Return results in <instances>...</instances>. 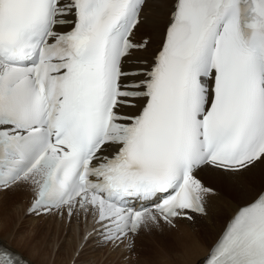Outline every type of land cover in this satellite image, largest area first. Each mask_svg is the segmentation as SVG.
<instances>
[{
  "label": "snow or ice",
  "instance_id": "1",
  "mask_svg": "<svg viewBox=\"0 0 264 264\" xmlns=\"http://www.w3.org/2000/svg\"><path fill=\"white\" fill-rule=\"evenodd\" d=\"M161 8L159 43L137 42ZM258 169L264 0H0V199L31 190L30 214L91 216L89 239L132 253L209 215L213 171L244 202L202 264H264Z\"/></svg>",
  "mask_w": 264,
  "mask_h": 264
},
{
  "label": "bare ground",
  "instance_id": "2",
  "mask_svg": "<svg viewBox=\"0 0 264 264\" xmlns=\"http://www.w3.org/2000/svg\"><path fill=\"white\" fill-rule=\"evenodd\" d=\"M163 11L164 10L162 8L158 11H147V17L150 23L145 24L141 31L136 35L137 42L146 39L151 41L153 45L159 43V38L154 31L151 21L162 19L161 14ZM262 175H264V173H262L260 169L257 170L254 176L250 175L249 179L244 182L243 191L245 194L252 191H259L261 188H264V179H262ZM201 179L208 187L213 188L216 193V195L208 198L207 208L209 215L207 217L196 216L194 221L178 220L176 221V228H170L169 226L164 225L162 230H154L151 233L141 234L139 237V243H142L148 249V251L151 252V254L148 255L149 257L146 264H202L208 255L209 248L216 239L225 221L234 214L235 208L240 203L244 202V197L238 195L236 190L229 183H226L223 179L219 178L218 173L208 171L202 174ZM3 196L4 198L0 199V217H2L4 221L3 224H0V230H2L1 233L3 234H0V242L23 256L30 263L35 264L33 262L34 258L32 256L28 258L25 257V253L18 246L19 242L15 246V244L11 241L12 235L20 234L23 230V225H26L25 221H19L18 214L16 213L17 208L14 206H17L18 203L21 205V212L19 213L23 214V218L30 219L33 222V231L37 230L36 233H39L36 234L37 236L41 235L44 231V228H39L37 225L41 219L48 220L47 222H49V230H54L55 232H58V234H61V232L64 231L67 226L70 227L68 235H70L69 237L72 240L66 244V249L63 251V253H66L65 256H67L66 264H85V256L83 254L84 251L86 252L88 249L92 250V248L96 251H101L104 248L100 247L97 244V241H85L86 237L89 235L90 228L88 221L83 217H80V233L78 232L79 228L76 227L75 224H71L73 223L72 221L77 220V217L75 220L72 219L70 222L67 221V216L61 217L60 222L52 220L53 218L60 216L58 213L37 219L30 217L27 214V209L30 201L33 199L31 190L25 189L16 192H9L5 193ZM7 203L11 204L15 209L13 208L14 210H11L12 207L10 209H6L8 207ZM68 223H70V226L67 225ZM157 232L160 234L159 239H162L161 235L163 233L171 234L170 237L164 239L165 243L168 244L166 248L162 250L159 249L158 251L154 246ZM36 239L37 238L29 237L24 242V248L28 246V248L31 249L32 255L35 251L38 253L40 252V247H34L33 252V245L31 244ZM160 244L163 243L161 242ZM166 244H164L163 247ZM137 245L138 244L136 242V251L132 252L135 253V255H138L135 256V260L141 257V254L137 250L139 245ZM79 249L80 253L77 254V257H75V254L79 251ZM107 249L111 250L112 248L109 246ZM36 252L34 254H36ZM132 253H128L126 250L120 249L116 250L114 255H121V258L126 259L129 258V255ZM100 259L101 257H98L95 259V261H93V263L99 264L101 261ZM110 259L114 260V257L112 256ZM39 264L43 263L39 262Z\"/></svg>",
  "mask_w": 264,
  "mask_h": 264
},
{
  "label": "rangeland",
  "instance_id": "3",
  "mask_svg": "<svg viewBox=\"0 0 264 264\" xmlns=\"http://www.w3.org/2000/svg\"><path fill=\"white\" fill-rule=\"evenodd\" d=\"M2 198H4V196ZM10 203H11V201H10ZM11 204L7 203L8 207L6 209H8V208L10 209L12 207L11 210H14L15 208H17V212L16 211L15 212L18 214L19 221L20 222H22V221L26 222V225L25 226L23 225L22 232L18 235H12V238H11V241L15 244V246L19 242L20 245L18 244V246L25 253V257L28 258V257L32 256L34 258L33 262L35 264H37V262H38V264H39V262L43 263V264H66L67 256H65L66 253H63V251H65V249H66V244L69 243L70 240H72L69 237L70 235H68L70 227L67 226L64 229V231L61 232V234H58V232H55L54 230H51V231L49 230V228H48L49 222H47L48 220H42L41 219L37 225L39 226V228H44V231L42 234L40 233L41 235L37 236L36 234H39V233H36L37 230L33 231V222L30 219L23 218V214L19 213V212H21V205L18 203V205L14 206L15 207L14 208ZM60 219H61V216L55 217L52 220H56V221L60 222ZM67 221L70 222L69 219H67ZM72 222L73 223H71V224H75L76 227L79 228L78 232L80 233V228H81L80 220L77 218V220L72 221ZM3 223H4L3 218L0 217V224H3ZM67 225L70 226V223H68ZM1 231L2 230H0V234L3 235L1 233ZM157 233H156V240H155L154 246H155V248H157V251H158L159 249L162 250V249L166 248V246L168 244L165 243L164 239H167L168 237H170L171 234L163 233L161 235L162 239H159L160 234L159 233L157 234ZM141 234H143V233H141ZM175 234H177V233H175ZM163 235H164V237H163ZM29 237L37 238L31 245H33V252H34V247H40L39 253L35 251L36 254H34L35 253L34 252L32 255L31 249H29L28 246H26V248H24L25 247L24 242ZM139 237L136 239V242L139 245V246L137 245L138 246L137 250L141 254V257L137 258V260H135V256H138V255H135V253H132L131 255H129V258L125 259V258H121V255H118V256L114 255L116 250H113V249L110 250V249H107V247H104L102 250L100 249L101 251H96L93 248H92V250L87 248L88 250L86 252L84 251V253H83L85 256V259H84L85 264H91V263L94 264L93 261H95V259H97L98 257H101V259H100L101 261L99 264H146V262L148 261V257H149L148 255L151 254V252L148 251V249L142 243H139ZM161 242L163 244H160ZM23 244H24V246H23ZM158 244H160V245H158ZM164 244H166V245L163 247ZM89 248H91V247H89ZM79 253H80V249L75 254V257H77V254H79ZM112 256L114 257V260L110 259V257H112Z\"/></svg>",
  "mask_w": 264,
  "mask_h": 264
}]
</instances>
